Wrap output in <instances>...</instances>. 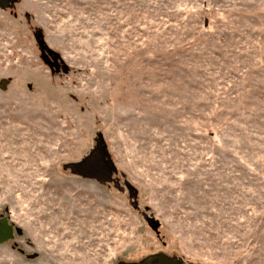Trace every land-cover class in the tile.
<instances>
[{"label": "rangeland", "instance_id": "1", "mask_svg": "<svg viewBox=\"0 0 264 264\" xmlns=\"http://www.w3.org/2000/svg\"><path fill=\"white\" fill-rule=\"evenodd\" d=\"M6 3L0 264H264V0Z\"/></svg>", "mask_w": 264, "mask_h": 264}, {"label": "water", "instance_id": "2", "mask_svg": "<svg viewBox=\"0 0 264 264\" xmlns=\"http://www.w3.org/2000/svg\"><path fill=\"white\" fill-rule=\"evenodd\" d=\"M6 2L7 0H0V7H5ZM42 56L43 59L48 62L44 53H42ZM62 71H66V68L63 67ZM67 168L72 173L80 174L86 179H93L100 184L112 182V175L115 173L112 163L105 157V150L101 139L86 157L79 162H73L67 165ZM149 225L153 227L151 222H149ZM12 238V226L8 223L7 218H0V244ZM140 264H180V260L164 254H156L148 256V258L143 260Z\"/></svg>", "mask_w": 264, "mask_h": 264}, {"label": "flooded vegetation", "instance_id": "3", "mask_svg": "<svg viewBox=\"0 0 264 264\" xmlns=\"http://www.w3.org/2000/svg\"><path fill=\"white\" fill-rule=\"evenodd\" d=\"M7 4V3H6ZM7 6V5H6ZM179 260V259H178ZM180 264H181V262H180Z\"/></svg>", "mask_w": 264, "mask_h": 264}]
</instances>
